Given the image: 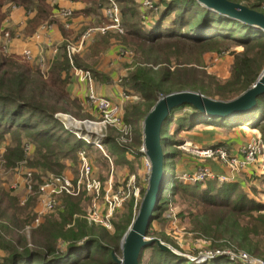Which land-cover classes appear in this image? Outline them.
I'll return each instance as SVG.
<instances>
[{
	"label": "trees",
	"instance_id": "16d2710c",
	"mask_svg": "<svg viewBox=\"0 0 264 264\" xmlns=\"http://www.w3.org/2000/svg\"><path fill=\"white\" fill-rule=\"evenodd\" d=\"M73 1L86 2L83 13L89 15L99 14L105 0ZM119 1L123 18L132 19L124 22L126 32L124 35L106 33L90 46V53L98 56L109 48L111 37H115L136 53L135 66H131L123 78V86L126 95H129L130 87L139 90L143 101L129 103L123 107L122 115L125 123L140 127V136L129 144L134 149L135 158L128 159L126 153L130 154V149L119 143L115 128H108L103 143L107 155L103 157L116 166L134 165L146 156L140 152L143 120L160 97L174 91L193 90L229 100L250 88L264 68V31L253 25L215 12L197 0H158V20L147 28L140 20L135 0ZM231 1L264 13V0ZM6 4L24 6L28 13H35L28 19V34L49 21L56 7L48 0H0V27L7 15L3 11ZM172 10H177L178 16L166 27L162 23ZM161 44L166 47H160ZM179 45L183 52L198 50L199 58L181 61L177 57L179 51H175ZM231 45H240L243 50L235 53L231 77L220 85L217 93L212 84H207L212 78L197 75L190 67L200 64L204 53L220 51ZM184 66L190 67L179 69ZM74 67L89 70L93 78L108 79L104 74L99 75L78 53L69 55L68 43L61 46L46 73L23 56L0 50V140L5 134L12 135V142L4 152L5 167L16 168L25 162L33 171L32 179L37 180L32 185L35 193H38L43 176L61 174L69 161L78 162L81 149L101 152L78 138L56 117L62 112L80 117L86 115L80 99L69 91ZM257 100L255 108L235 117H208L189 103L173 109L163 125L164 132L167 124L175 121L170 126V135L162 132L165 181L152 221L157 218L161 207L171 202V197L180 196L187 204V216L196 219L195 230L209 240L212 250H223V240H226L235 248L232 253L240 256L244 252L264 263V247L260 242L264 239V205L256 204L246 192H241L233 201L238 188L245 190L239 180L213 178L187 185L180 181L176 169V161L183 153L180 146L186 138L195 139V132L209 131L206 125L229 130L246 124L251 129H259L264 140V93ZM179 134L177 140L175 136ZM225 146L230 150L228 145ZM119 150H122L121 154ZM86 198L90 201L85 192L60 195L59 204L53 210L55 213L28 232L27 228L36 220V198L23 202L21 196L6 187L0 177V264H118L113 253L120 248L121 239L132 223L134 201L122 221L114 223V232L110 233L105 226L96 227L98 224L88 219V211L83 214L80 204ZM244 215L250 216L251 221L242 223L240 216ZM147 234H150L149 228ZM61 244L65 249L60 247ZM228 257L229 254L196 263L153 243L143 248L139 260L140 264H246L237 258L231 261Z\"/></svg>",
	"mask_w": 264,
	"mask_h": 264
},
{
	"label": "rangeland",
	"instance_id": "374dc122",
	"mask_svg": "<svg viewBox=\"0 0 264 264\" xmlns=\"http://www.w3.org/2000/svg\"><path fill=\"white\" fill-rule=\"evenodd\" d=\"M135 2L137 3L136 9L139 11V13H141L140 14L141 22H143V20H144V22H146L143 15H142L143 12H141V10H142L141 0H135ZM108 5H109V1L105 0V1H103L101 8H106V7H108ZM121 8L122 7H120V4H119V9H121ZM21 9L26 11L24 6H17L15 4H6L4 6L3 11L7 15H6L5 20L3 22L6 23V22H8L9 19H13L12 15L15 14L17 11H20ZM122 10H123V8H122ZM176 11L177 10H172L170 12L169 17L165 21H163V23L161 22L162 25L169 27L170 26L169 23L173 19H176V17L178 16ZM26 13L28 14L27 11H26ZM73 16H74V14H73ZM89 17H91L93 19H95V17H96L95 20L89 21V23H91L92 25L88 24L90 26L87 27V29L93 27V28H91L92 29L91 30L92 35L87 36L82 42L79 41L77 44H74L77 51L73 52V53H78L85 47L86 43L92 39L93 32H94V34L95 33L99 34L97 36L105 34V33L101 32L102 31L101 28H102V26L108 25V19L103 18V17L101 18L100 14H89V15L85 16V18L90 19ZM125 21H132V19L129 17L122 18V28L124 31H126V29H127V25H125V23H124ZM138 21H139V19H138ZM123 30H121L117 33L119 35H124ZM82 37H81V39H82ZM7 38H9V36ZM160 47H166V46L164 44H161ZM7 48H8V46H7ZM0 50L3 51L2 48H0ZM54 50H56V48H54ZM242 50H243V47L240 45H237V46L231 45L230 47L224 48L223 50L221 49L220 51H209V52H206L203 54V58L201 59L200 64H194V65H196L195 67L184 66V67H180L179 69H184V68L187 69V67H190L191 69L194 70V72L197 75L209 76L212 79L210 81H208L207 84H212V86L214 88V92L218 93L219 89H221L220 85H223V83H225V81H227L231 77L235 53L241 52ZM175 51H179V53L177 54V57L181 61H184L186 59L199 58V56H200V52L198 50H195V51L190 52V53L188 51L183 52L184 50H183L182 46H180V45L178 46V48L175 49ZM7 53H9V52H7ZM121 55L127 58V60L124 64L129 66L130 69H131V66L132 67L135 66L136 53H135L134 49L127 48L124 45L121 48ZM21 56H23V54ZM45 63H46V60H45ZM39 68L42 69L41 66ZM154 69H156V68H154ZM263 70H264V68H263ZM182 72H184V71H182ZM125 77H126V75L123 76L121 79L122 84H123V82H125V81H123V78H125ZM75 78H77V80L79 82L85 84V81H81L79 77L75 76ZM216 82L218 84H214ZM86 83H87V89L83 92L84 103H87V95L90 92V86H92L94 91L97 93V91L95 90V86H94V78H93L92 84H90L89 82H86ZM118 99L119 98H114L113 100L116 104H118L122 113H123V107L125 108L129 103H142V101H143L141 98L140 91L137 90L136 88H133V87H130L128 97L124 96V101H121ZM216 99H220V98L216 97ZM89 107H90V109L94 108V110H92L89 113H86V115H84L83 117H80V116H77V115L71 114V113H63L62 112L61 114L66 115L69 118H74V119L80 121L79 125L81 127H83V122L85 120L86 121H99L100 120L98 108L93 104L89 105ZM174 122L175 121H171L167 124L166 130H164V132H163L164 135H166V134L170 135L171 134L172 128L170 126L172 124H174ZM131 127H132L133 137H131V139H127L128 144H133L134 143L133 139L137 138V137L139 138V136H140V130H139L140 127H138L135 124L131 125ZM205 127H211V126L206 125ZM254 130H255V132H253L251 134L252 136L247 141H246V139H247V137H249V133L247 132V130H243L241 127H235L233 129L224 130L221 132L218 131V133H216L217 130H215V133L212 131H208V132L199 131L201 136L200 137L195 136V138H206L207 139L209 137H214V136H218V135H220V136L233 135L230 138V139H233V141L231 143L232 145L231 146L228 145V146L232 152H235V151L239 150L240 146L244 145L251 138L255 137L258 134H261L259 129L256 128ZM58 131H60V129H58ZM4 136H5L4 139L0 140V149H3V150L7 146H9V144L12 142V135L5 134ZM180 136H181L180 134L178 136L176 135L175 138L178 140ZM193 140L194 139L191 140L190 138H186L185 141L189 142V143H194ZM223 145H227V144H223ZM134 147H138V146H134ZM103 148H104V146H103ZM173 149H175V148H171V150H173ZM80 151H79V153H80ZM181 151L183 152L182 156H180V158L178 160L176 159L177 160L176 161V164H177L176 169H177V172L179 173V176H180L179 178L181 179L180 181H183L187 185H194L195 182H192L190 180H185L184 176L185 177L186 176H195V175L200 176L201 166L202 167H204V166L208 167L209 166V168L211 169L210 171L216 172V170H214L212 168V165H209V164H211V161H209V160L216 161V162H214L215 164H221V165L225 166L226 168H228V170H229L228 174L229 175L232 174L235 176L236 174H238L240 177H242L243 172H241V171H243L245 168H247V167H244V168H241L238 170H231L222 161H219L217 159L199 158V157H196L191 151H187V150H183V149ZM86 152H87L88 158L90 159V161L93 164L94 171H96L99 174L98 178L100 180H102L105 183V185H107L109 182H111L112 186L114 187V190L116 192L119 191L120 195L124 190L131 193V196L129 195V197L124 200L122 205L114 213L113 219H112V226L110 228L106 227L107 231H109L110 233H113L114 232V223H117V222L120 223L122 221V217H123V215H125L128 212V208H129L130 204L132 203V201H134V206H133L134 217H133V220L136 217L138 210H139V207H140V204H141V201H142V198L144 196V191H146V188L148 185L150 168L146 164V158L145 157L140 158V162H138L134 165L119 164V166H116L114 163H111L108 160H107V162L105 161L106 159L103 157L104 155H107L105 148H104V150H101V152L96 150V149H92L91 151H86ZM79 153H78V155H79ZM4 154L3 155L0 154V177L2 179L3 184L6 187L16 191L18 193V195L21 196V198L24 202L30 200L33 197L36 198L34 209H35V213H36V218L39 221L38 222L34 221L33 224L31 225V227L27 228V231L30 232V230L32 228L35 229L40 224L45 222V220L47 218H49L51 216V214L55 213V211L43 209L38 202V198L36 197V194L38 195V193H35V192H33V190H30V188H28V182H29L28 171L30 169L26 166L25 162L21 163L19 165V167H16V168H7V167H5ZM189 157H192L193 159H190ZM263 161H264V157H263ZM113 162H115V160H113ZM80 164H81L80 159H78V162L69 161L68 167L65 170V172H63V174L69 175L67 172H70L71 176L76 177L78 175L79 170H80ZM252 166H254V171L256 174L255 175L256 180L254 182H252L249 185V187H246L245 190H243V189L241 190V188H238L237 192L235 193V196L233 198V201L237 200L240 197L241 192H246L250 196V198H252L256 201V204L264 205V168H262V166L260 164H254ZM123 167H125L127 171L125 173L121 174V176L119 177V169H121ZM122 171L123 170H121L120 172H122ZM228 174H225L224 176H227ZM52 175H55V174L45 175V176H43V179L48 178ZM236 177H238V176H236ZM133 178H134V181L130 182ZM206 180H208V179H206ZM226 180H229V178ZM239 181H241V179ZM32 183L33 184L37 183V180L33 178ZM134 186L139 188L138 196L134 195V193H135ZM170 199H171V202L168 203L167 206H162L161 210L158 213L157 218L150 223V227H149L150 234L148 236L149 237H157V238L161 239L164 243L168 244L177 253H179L180 256H182L186 259H189L190 261L192 259L198 258V257L206 258V260H203L202 262H196V263H205V262H207V260H211L212 258L209 259V258H207V256L210 253H215L218 250H212L209 240H207V238H205L204 235L200 236L198 234V232L195 230V222L194 221L196 219L194 218V220H193V217L187 216V212H186L187 204H185L183 201H181L180 196L171 197ZM80 205H81V209L83 211V214H86V211H88L90 208V201L88 200V198H86L84 202H81ZM195 209H197V207ZM192 211H195V210H192ZM217 216H220V214L217 213ZM240 217H241L242 223H245L246 221L249 222L252 219L250 216H247V215L240 216ZM192 220H193V224H191ZM99 226L103 227V225H99V224L96 227H99ZM121 241H122V239H121ZM223 241H225V242L223 243V250H221V251L228 250L231 253L233 251H235V248L231 244V242L226 241V240H223ZM260 242L263 243V244H261V246L264 247V239H261ZM60 247L62 249H65L64 244H61ZM238 249H240V248H238ZM146 253H149V250H146ZM114 254L118 258H122L121 242H120V248L118 250H116L114 252ZM248 257L252 260H255L254 259L255 257H253L251 255H248ZM228 259L231 261L234 260L231 257V255H229ZM246 264H248V263H246Z\"/></svg>",
	"mask_w": 264,
	"mask_h": 264
},
{
	"label": "built area",
	"instance_id": "2783aa9c",
	"mask_svg": "<svg viewBox=\"0 0 264 264\" xmlns=\"http://www.w3.org/2000/svg\"><path fill=\"white\" fill-rule=\"evenodd\" d=\"M142 5V15L146 22L143 23L147 28L158 20L159 13V2L157 0H141ZM63 17L65 18V26L69 28L71 23L69 22L73 16V11L70 9H62ZM104 17L108 19V25L102 26L101 32L106 33L108 30L115 29L117 31L123 30L122 28V14L121 9H119V4L116 0H109L108 7L104 10ZM49 24H43L41 26L42 30L49 29ZM92 29L88 30L82 37V42L87 36L92 35ZM95 31V30H94ZM124 31V30H123ZM94 33V32H93ZM42 31L36 33V37H40ZM9 34L6 33V37ZM77 49L74 44H68V54L71 55L76 52ZM3 52L7 53V47L3 48ZM23 56L30 62L36 63L38 67L41 66L43 73L48 71V68H43L45 59L40 56L35 61L33 59L32 51L26 49L23 52ZM40 65V66H39ZM74 76L80 78L81 81L89 82L92 84L93 77L89 70L80 69L77 67L73 68ZM128 97V95H125ZM87 103L89 105H95L98 108L100 120L99 121H84L83 127H81L80 121L69 118L61 113L56 114V117L62 121L64 126L72 131L78 138L85 141L87 144L93 145L94 147L104 150V141L107 137V130L109 127H113L118 131V141L119 143L130 149V153H134V149L131 148L127 142V139L133 137L132 127L125 123L123 119L122 112L118 104L114 102L112 97L103 96L97 94L92 86H90V92L87 95ZM183 150L191 151L196 157L199 158H211L222 161L231 170H238L244 167H250L254 164H260L264 168V141L261 134L256 135L251 138L244 145L239 147V150L232 152L225 145H210V146H200L198 144H193L185 142L180 146ZM144 146L140 148V152L144 153ZM5 149H0V154H4ZM146 158V164L149 166L148 158ZM79 159L81 161L80 170L77 177H73L67 174H57L52 175L48 178L43 179L38 186V202L40 206L45 210H54L59 204L58 197L64 193L70 195H79L85 192L91 197L90 208L87 212L88 219L96 224L103 225L107 228L112 226V217L116 210L122 205L125 199L131 196L130 192L123 191L121 195L119 191L116 192L112 183L109 182L107 185L96 177L93 173V164L88 158L85 149H81L79 153ZM209 167H202L200 176H184L185 180H190L192 182L204 181L206 179L219 178L220 180H226L228 177L223 174L210 171ZM33 171H28V188L32 190V177ZM134 178L130 181L133 182ZM130 185V184H129ZM134 195L138 196L139 188L135 187ZM127 192V193H126ZM24 202V201H23ZM39 220L36 218L35 220ZM215 254V256H213ZM231 255L233 259L241 260L245 263L250 264H264L263 261L254 258L252 260L248 257L249 254L242 252L240 256H237L230 251H216L215 253H210L207 258H216L218 256ZM199 258V257H198ZM196 259V258H194ZM192 259V261H194ZM206 258H201L199 261L202 262Z\"/></svg>",
	"mask_w": 264,
	"mask_h": 264
},
{
	"label": "crops",
	"instance_id": "0c3cea01",
	"mask_svg": "<svg viewBox=\"0 0 264 264\" xmlns=\"http://www.w3.org/2000/svg\"><path fill=\"white\" fill-rule=\"evenodd\" d=\"M49 3L55 5L56 7L53 9V14L49 21L41 23L33 33L28 34L26 27L28 23V19L35 15L34 12L26 13L25 10L17 11L15 14L12 15L13 19H9L8 22H3L2 26L0 27V48H5L8 46L9 53H16L22 55L26 49L32 51L33 59L36 61L38 57L43 56L46 60V64L44 68L50 67V64L55 60L60 52V48L64 43L68 44H77L81 41V37L91 28L87 29L89 21L95 20L91 17L85 18V14L83 13L84 8L86 7V2L84 1H73V0H48ZM109 1V0H106ZM120 7L122 4L119 0H116ZM158 1V0H157ZM62 9H70L73 11L74 16L69 21L71 26L66 28L65 26V18L62 14ZM104 9L102 8L100 11V17H104ZM140 10V9H139ZM142 12V10H141ZM85 15H83V14ZM121 14L123 18V11L121 8ZM141 14V13H140ZM14 20V21H13ZM8 23V24H7ZM43 24H49L50 28L47 30H42L41 26ZM92 25V24H91ZM87 29V30H86ZM86 30V31H85ZM42 31L40 37H36V33ZM97 32V31H96ZM119 31L115 29L108 30L106 33L117 35ZM126 31H124L125 33ZM6 33L9 34V38L6 37ZM105 33V34H106ZM99 34H94L92 39L86 43L85 47L78 52V55L84 59V61L91 65L92 68L96 69L99 72V75L104 74L108 76L107 80H103L100 77L94 78V86L95 90L98 94L103 96H110L113 99L119 98L118 100L124 101L125 94V87L121 83V79L123 76L127 75L130 67L124 64L127 60L126 57L121 55V48L124 46L117 38L111 37L110 41L111 44L109 48L101 53L98 56H94L90 53V46L93 44L99 36ZM101 36V35H100ZM81 39V40H80ZM56 48V50H54ZM32 63V62H31ZM37 65L36 63H33ZM38 66V65H37ZM87 89V83L85 84L79 82L77 78H73L72 82L69 84V91L73 97L80 99L83 105V111L85 113H89L94 108L89 107L87 103H84L83 100V92ZM243 130H247L249 133V137H247L246 141L252 136L251 134L255 132V130L251 129L249 126L244 125L241 127ZM218 133V131H224L227 129H223L221 127H209V131ZM208 132V131H205ZM194 136H201L200 132H195ZM231 136H214L209 138H195L193 144H197L200 146H210L216 144H227L231 146L233 139H230ZM192 140V139H191ZM121 149V148H120ZM122 153V150H119V154ZM132 154V155H131ZM126 157L128 159H133V153H126ZM142 158V157H141ZM193 159L192 157H189ZM211 161L212 168L216 170L217 173L220 174H228V168L221 164H215L213 160ZM183 164V163H182ZM208 166V165H207ZM209 167V166H208ZM123 170L122 172H120ZM127 170L125 167L119 169V177L121 174L125 173ZM243 176L240 177L238 174L235 176L232 174H228L227 177L230 180H240L241 183L244 185V188L249 187V185L256 180L254 166H250L245 168L243 171ZM71 175L70 172H67ZM93 173L96 177H99V174L94 171ZM78 176V175H77ZM76 176V177H77ZM238 176V177H236ZM227 178V179H228ZM240 178V179H239ZM15 193H17L15 191ZM91 202V197L88 195Z\"/></svg>",
	"mask_w": 264,
	"mask_h": 264
},
{
	"label": "water",
	"instance_id": "95a60500",
	"mask_svg": "<svg viewBox=\"0 0 264 264\" xmlns=\"http://www.w3.org/2000/svg\"><path fill=\"white\" fill-rule=\"evenodd\" d=\"M197 1L215 12L238 19L264 31V13L259 10L231 0ZM263 93L264 70L250 88L229 100L216 99L193 90L174 91L157 100L143 120L144 154L151 163L148 185L138 213L122 237V258H118L113 253L115 262L118 264H140L141 251L144 247L153 243H157L162 250L180 255L161 239L149 237L147 234L149 225L154 217L153 213L163 191L165 154L162 145V132L164 122L171 116L173 109L189 103L208 117H235L255 108L258 96ZM200 259L199 257L194 259V261H199Z\"/></svg>",
	"mask_w": 264,
	"mask_h": 264
},
{
	"label": "bare ground",
	"instance_id": "6f19581e",
	"mask_svg": "<svg viewBox=\"0 0 264 264\" xmlns=\"http://www.w3.org/2000/svg\"><path fill=\"white\" fill-rule=\"evenodd\" d=\"M148 162H149V166L148 167L150 168L151 167V163H150V160L149 159H148Z\"/></svg>",
	"mask_w": 264,
	"mask_h": 264
}]
</instances>
